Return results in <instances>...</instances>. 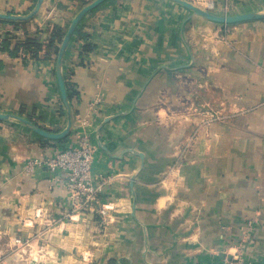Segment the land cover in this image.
<instances>
[{"label": "crops", "instance_id": "obj_1", "mask_svg": "<svg viewBox=\"0 0 264 264\" xmlns=\"http://www.w3.org/2000/svg\"><path fill=\"white\" fill-rule=\"evenodd\" d=\"M36 1L0 0V13ZM91 1L45 0L30 21L0 20V111L65 129L50 40ZM249 12L264 0H215L217 14ZM64 74L68 137L0 121V264H224L251 220L244 255L264 264V19L225 25L172 0H107L80 23ZM82 136L106 179L105 217L26 168Z\"/></svg>", "mask_w": 264, "mask_h": 264}, {"label": "built area", "instance_id": "obj_2", "mask_svg": "<svg viewBox=\"0 0 264 264\" xmlns=\"http://www.w3.org/2000/svg\"><path fill=\"white\" fill-rule=\"evenodd\" d=\"M200 7L213 11L215 0H204ZM95 151V146L90 143L88 137L82 136L77 146L56 151L53 155L41 159H33L27 163L26 168H45L50 173L52 182L62 185L68 191L75 210L83 212L93 206H99V213L105 217L107 207L102 202V194L106 179L96 175ZM254 223L253 220L248 221V229L243 232L241 242L235 247L236 251L228 253L224 264H258L254 260L246 259L244 255L252 242Z\"/></svg>", "mask_w": 264, "mask_h": 264}, {"label": "water", "instance_id": "obj_3", "mask_svg": "<svg viewBox=\"0 0 264 264\" xmlns=\"http://www.w3.org/2000/svg\"><path fill=\"white\" fill-rule=\"evenodd\" d=\"M45 0H37L34 8L32 11L26 15H16V14H8V13H0V20L5 21H30L35 18L38 13L40 12L42 5ZM107 0H93L84 7L80 9V11L73 17L70 22L68 29L65 32L64 38L61 42L57 61H56V72H57V79L60 87L61 98L63 104L66 109L67 113V125L64 130L60 132H52L42 128L41 126L37 125L33 121L28 118H25L21 115L15 113H6L0 111V121H8V120H15L18 121L25 126H27L31 131L36 133L37 135L52 140H60L68 137L73 130L75 117L74 112L72 109V105L69 99L68 87L66 84L65 74H64V57L66 50L69 46V43L74 36L75 32L77 31L80 23L86 17L88 13L93 11L95 8L100 6ZM179 5L183 6L186 9L192 11L193 15L201 16L209 21L231 25L236 23H241L245 21H254V20H263L264 19V12H249L243 14H231V15H220L210 10L204 9L195 5L193 2L189 0H172Z\"/></svg>", "mask_w": 264, "mask_h": 264}, {"label": "trees", "instance_id": "obj_4", "mask_svg": "<svg viewBox=\"0 0 264 264\" xmlns=\"http://www.w3.org/2000/svg\"><path fill=\"white\" fill-rule=\"evenodd\" d=\"M8 23H12V22H8ZM64 35H65L64 29H58L52 33L51 40H50V47L52 49H54L56 53L58 52V49H59V47H58V45H56V43L61 44V42L64 38ZM29 44L34 46V44L32 42H30ZM68 93H69V99H72L73 95L71 94L69 89H68Z\"/></svg>", "mask_w": 264, "mask_h": 264}, {"label": "rangeland", "instance_id": "obj_5", "mask_svg": "<svg viewBox=\"0 0 264 264\" xmlns=\"http://www.w3.org/2000/svg\"><path fill=\"white\" fill-rule=\"evenodd\" d=\"M191 2H193L195 5H197L196 3H197V1H191ZM197 6H199V5H197ZM200 7V6H199ZM212 12H215V9L212 11ZM234 14V13H233ZM223 15H231V13H224ZM70 25V24H69ZM69 27V26H68ZM67 30V29H66ZM66 30H65V32H66Z\"/></svg>", "mask_w": 264, "mask_h": 264}]
</instances>
